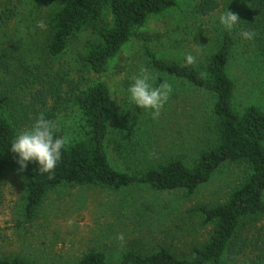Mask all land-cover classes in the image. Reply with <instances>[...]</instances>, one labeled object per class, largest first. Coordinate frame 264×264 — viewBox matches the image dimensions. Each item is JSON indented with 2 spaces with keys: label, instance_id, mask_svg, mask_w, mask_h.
<instances>
[{
  "label": "rangeland",
  "instance_id": "rangeland-1",
  "mask_svg": "<svg viewBox=\"0 0 264 264\" xmlns=\"http://www.w3.org/2000/svg\"><path fill=\"white\" fill-rule=\"evenodd\" d=\"M202 1L176 0L175 8L150 16L100 76L112 97L107 151L115 170L142 171L171 158L190 165L212 144L213 98L153 72L141 48L147 36L158 56L180 62L192 52L197 55L194 66L203 68L218 41V17L226 0H215L207 15L197 11ZM53 9L48 0H0V94L8 96L1 116L15 134L34 120V89L55 84L67 92L76 84L84 88L95 80L78 62V54L94 40L90 29L77 33L57 58L46 57L43 47ZM38 22L45 27H38ZM141 68L157 76V86L165 81L172 88L155 117L151 110L132 105L127 95L130 77ZM227 73L234 84V111L242 114L250 106L264 111V61L237 43ZM80 123L78 110L72 108L56 124L71 141ZM243 170L240 165L225 164L189 196L144 185L120 190L60 186L47 194L36 219L29 223L23 220L24 178L7 172L0 179V257L18 256L31 264H76L93 249L116 264L125 252L146 254L161 246L179 257H190L193 248L208 239L210 230L194 209L223 203L240 184ZM120 234L123 241L117 239ZM234 245L224 264H262L256 254L264 253V216L257 224H245Z\"/></svg>",
  "mask_w": 264,
  "mask_h": 264
},
{
  "label": "trees",
  "instance_id": "trees-1",
  "mask_svg": "<svg viewBox=\"0 0 264 264\" xmlns=\"http://www.w3.org/2000/svg\"><path fill=\"white\" fill-rule=\"evenodd\" d=\"M54 9L49 18V33L43 50L55 59L66 50L79 32L90 29L94 40L78 54L83 71L95 76L86 87L72 86L62 92L60 86L40 85L31 92L34 120L41 113L57 123L60 116L76 108L80 125L62 150L61 159L51 173H42L35 163L22 171L8 148L15 135L14 127L1 116L7 95L0 94V179L7 172L24 178L23 220L36 219L47 194L60 186H97L120 190L144 185L153 191H184L192 195L206 184L215 171L225 164L244 168L240 184L223 203L201 205L194 209L201 223L209 226L208 239L194 247L190 257H179L165 247L150 253L128 251L116 264H224L245 224H257L264 216V111L248 107L238 114L232 107L234 84L227 73L232 48L241 43L255 58L264 61V0H226L223 12L231 11L240 21L232 31L220 28L215 49L203 68L186 66L158 56L150 46V37L142 39L147 66L156 74L179 80L195 91L213 98L212 144L201 151L190 165L178 158L142 171L122 173L109 160V116L112 97L108 85L100 79L109 62L143 27L150 16L175 8L176 0H48ZM215 0H203L196 7L207 15ZM222 12V13H223ZM254 32L252 39L242 33ZM51 99V103L49 100ZM33 120V121H34ZM32 121V123H33ZM56 135L66 136L58 127ZM232 252V251H231ZM264 254V253H263ZM263 254H256L264 264ZM0 264H31L18 256L0 257ZM76 264H111L99 250L84 253Z\"/></svg>",
  "mask_w": 264,
  "mask_h": 264
},
{
  "label": "clouds",
  "instance_id": "clouds-1",
  "mask_svg": "<svg viewBox=\"0 0 264 264\" xmlns=\"http://www.w3.org/2000/svg\"><path fill=\"white\" fill-rule=\"evenodd\" d=\"M239 21L238 15L228 10L218 17V23L225 31L235 29ZM37 26L45 27L43 22H38ZM242 35L246 39H252L254 32L245 31ZM196 62L197 55L192 52L185 54L186 66L194 65ZM130 80L127 95L131 104L139 109L151 110L153 117L158 116L160 109L169 100L171 85L163 81L157 86V76L148 68H141L137 74L130 77ZM57 128L56 122L41 113L28 128L15 134L8 150L15 155L16 163L21 171L29 163H35L42 173H51L56 168L61 159L62 150L70 142L67 136L56 135ZM117 239L123 241V234L118 235Z\"/></svg>",
  "mask_w": 264,
  "mask_h": 264
}]
</instances>
